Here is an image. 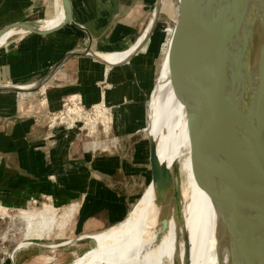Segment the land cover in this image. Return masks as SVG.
I'll return each mask as SVG.
<instances>
[{
	"label": "crops",
	"instance_id": "0c3cea01",
	"mask_svg": "<svg viewBox=\"0 0 264 264\" xmlns=\"http://www.w3.org/2000/svg\"><path fill=\"white\" fill-rule=\"evenodd\" d=\"M151 1L69 0L71 23L44 35L13 29L15 33L0 46V86L33 85L45 78L57 65V69L41 87L49 89L52 86H65L66 79L71 80L72 70L78 76H97L99 72L103 76L107 73L112 87L127 86L133 76L139 78L141 66L138 57H134L128 66L108 67L87 55H67L85 48L96 53L127 50L143 28L145 13ZM61 7L62 0H0V37L5 30L16 24L42 23L57 15ZM57 25L50 24L38 29L50 30L49 28ZM159 75L151 96L153 103L157 98ZM135 81L140 87L138 80ZM79 83L80 81L78 85ZM70 84L74 85L72 81ZM136 84L134 83L135 88ZM86 86L88 89L94 87V94H85L83 90V100L100 101L101 96L95 91V81L87 82L84 87ZM121 89L120 87V90L110 97L107 94L103 101L107 100L111 106L117 105L121 109L124 103L132 102L143 116V104H138L144 102L142 91L129 93ZM37 90L27 93L0 92V133H4L5 128L12 133L20 129H24V133L35 131L32 126L25 131L27 128L23 127V123L30 116L25 115L24 120H20L23 115L19 116V113L29 101L26 96H32ZM17 98L22 100L18 101ZM11 144L9 142L6 147L0 146V205L7 208L18 200L27 202V199L45 197L47 200L51 198L49 200L57 207L62 204H68L70 207L74 205L75 213L67 226L73 239L50 242L49 240L58 239L52 231L47 237L28 240L26 245L17 250L10 264H66L69 255L63 253L59 247L78 246L79 241L117 225L130 213L131 200L143 195V172L130 168L127 159L97 158L90 154L71 156L68 147L66 154L60 153L61 161L54 159L55 162L51 161L46 165L47 157L40 162L33 158L23 161L18 157L16 144ZM55 146V149H64L60 147L59 142ZM47 166V169H51L50 172L45 169ZM132 166L134 167V164ZM46 172L49 174L48 178L54 180L56 185L44 183L42 179ZM23 180L24 185L21 182ZM65 183L68 185L61 188ZM18 188L23 192L21 195L16 194ZM36 240H44L47 243L33 242ZM49 258L51 259L47 261Z\"/></svg>",
	"mask_w": 264,
	"mask_h": 264
},
{
	"label": "bare ground",
	"instance_id": "6f19581e",
	"mask_svg": "<svg viewBox=\"0 0 264 264\" xmlns=\"http://www.w3.org/2000/svg\"><path fill=\"white\" fill-rule=\"evenodd\" d=\"M63 11L61 7L57 15L40 23V27L60 24L65 17ZM219 20L220 27L214 34ZM235 21H240L241 40L233 35L230 40L227 37ZM210 22L208 30L214 24L213 30L210 35L208 33L204 48L190 54L193 60L190 58L192 62L178 70L175 84L171 79L167 81L165 65V97L156 109L151 108L158 158L177 171L180 219L175 217L173 200L171 205L169 202L158 204L148 187L122 222L89 236L98 238L99 243L72 264H202L205 259L211 261L220 249L223 255L211 262L229 264V252L220 242L218 217L192 168L187 117L197 129L204 131L212 124L203 128V116L213 112L226 116L218 119L226 124L228 120L236 119L235 100L244 105L254 124L260 121L264 113V0H225ZM13 33V29L5 30L0 37V46ZM220 39L222 42L226 39L224 50ZM234 39L236 45L233 48ZM134 48L114 52L113 56L108 55L110 58L105 57L107 53H98V56L116 65L126 61ZM214 51L218 57L208 58L206 53ZM226 133L236 136L234 131ZM237 145L245 153V139ZM260 150L264 159V137ZM6 211L0 208V215L6 216ZM56 212L57 208L45 206L38 211L20 210L18 218L26 223L25 239H41L44 231L47 237L50 228L45 230L44 224ZM72 212L73 208H70L61 218L66 220ZM24 245L26 243L20 247Z\"/></svg>",
	"mask_w": 264,
	"mask_h": 264
},
{
	"label": "water",
	"instance_id": "95a60500",
	"mask_svg": "<svg viewBox=\"0 0 264 264\" xmlns=\"http://www.w3.org/2000/svg\"><path fill=\"white\" fill-rule=\"evenodd\" d=\"M224 1L175 0L173 25L166 31L167 39H169L165 65L170 79L182 66L192 62L191 53H197L204 48V43L213 30L214 24L208 30L210 21ZM162 2L163 0L153 1L146 23L129 47V49L132 46L135 48L126 61L116 65L108 64L98 56V53L89 48L72 51L67 57L87 55L108 67L128 66L134 57H138L141 66L144 61L148 63L150 57L152 58L153 63L147 67V74L140 73L138 79L144 94L143 112H145L146 122L142 131L147 132L149 165V182L142 193L147 187L151 188L156 202L160 205L168 203L171 196L175 206V217L179 220V179L176 168L170 169L160 162L156 143L148 131L149 102L160 70L159 65L157 73L154 47ZM62 10L65 14L63 21L50 30H39L40 23L32 25L21 23L9 29H19L39 35L48 34L72 22L69 0H62ZM57 67L58 65L52 68L45 78L33 85L0 86V92L27 93L39 89ZM234 103L237 124L232 129L236 133L235 137L226 133L225 130H220L217 122H214L206 131L197 129L191 118L187 117L192 168L218 217L220 242L229 252V264H264V159L260 150V142L264 137V113L260 121L254 124L244 105L235 100ZM243 138L246 142L245 153L237 145Z\"/></svg>",
	"mask_w": 264,
	"mask_h": 264
},
{
	"label": "rangeland",
	"instance_id": "374dc122",
	"mask_svg": "<svg viewBox=\"0 0 264 264\" xmlns=\"http://www.w3.org/2000/svg\"><path fill=\"white\" fill-rule=\"evenodd\" d=\"M153 1L154 0H152L150 5L147 7L144 24L146 23L148 14H150ZM174 8L175 0H163L158 15L157 30L155 31V37L157 40L154 47V55L157 73L159 65L162 63L157 86V98L153 103L151 97L149 102V135H151L155 143L154 118L151 108L156 109L163 102L165 97V55L169 39H167L166 31L173 25ZM228 15L230 17V12H228ZM62 16H65L64 13ZM236 16H238V14ZM228 19L226 20V23ZM219 23L220 20L214 34H217L216 31L220 27ZM226 23L224 24V27ZM239 28L240 21L233 22L230 33L227 36L229 40L231 35H233L235 39L241 40V31H239ZM223 30L224 28L222 29L221 37ZM214 34L212 37L215 36ZM235 39L232 43L233 48L236 45ZM225 43L226 39L223 42L220 39L222 50L225 48ZM216 47L217 48L215 49L218 50L219 45ZM212 54L210 52L206 53L208 58L218 57V54L215 53V51L212 52ZM108 55L113 56L114 54L107 53L105 54V57L110 58ZM149 60L150 61H148V63L144 61L141 65L139 73L143 75L147 74V67H149V64L153 63L151 57ZM70 73L71 80L67 78L65 86H52L49 89L41 87L32 96H26L27 98L29 97V101L24 105L25 108L23 107L19 113V116L23 115L20 120H24L25 115H29L30 117L25 119L26 121L23 123V127H25V129L27 128L25 131H28V128L32 126L35 131L24 133V129H20L18 132L12 133L9 129L5 128L4 133H0V146L2 145V147H6L9 142L13 145L16 144V147L18 148V157L23 159V161H25V159L28 161V159L33 158L40 162L41 159L47 157V162L45 163L46 165L51 161L55 162L54 159L61 161L62 156L60 153L66 154L68 147H70L71 156L76 155L80 157L83 156V154H90L91 156L97 158L127 159V163L130 164V168L138 169L143 172L144 189L149 182L147 132L142 131V127L145 126L144 123L146 122L145 112H143V116H141V111L136 110L132 102L124 103L121 109L117 107V105L111 106L107 100L103 101L107 94L110 97L120 90V87L123 91H128L129 93L134 91L140 92L141 88L138 87V84H136L137 82L135 81L139 78L133 76V78L128 81L127 86L112 87V82L109 81L110 76H108L107 73L103 76L100 72L97 73V76L92 74L91 76H78L75 72H73V70ZM174 77L176 80V75H174ZM174 77L171 78L172 84H175ZM169 79L170 77L167 74V81H169ZM71 81L74 85L70 84ZM79 81L80 85H78ZM92 81H95V91L97 95L101 96V99L98 102H86L82 98V92H84L83 90H85V94H94V87H91L90 89H88V86L84 87L87 82ZM134 83L136 84V88L134 87ZM56 99L58 100L56 101ZM17 100L21 101L22 99L17 98ZM138 104L142 105L143 103L139 102ZM104 109L106 110L104 111ZM124 109H126L127 112ZM203 117L205 119V126H203V128H208L210 124H213L217 120L218 126L221 127V130L228 132L233 131L232 127L237 124L236 119L231 120V122L228 120L226 124H224V121L220 122L218 119H225L226 116H218L215 112H213L210 116L204 115ZM225 126L226 128H224ZM57 142H59L60 147L62 146L64 149H55ZM24 145L27 149H21L22 147H25ZM156 150L158 155L157 144ZM53 155H56V157ZM42 156L43 158H41ZM132 164H134V167ZM47 168L48 166L45 167V169L50 172L51 169ZM48 176L49 174L47 172L44 173L42 179L44 180V183H48L53 186L56 185V182L54 180H50ZM21 182L24 185L25 181L23 180ZM59 185H61V183ZM65 185L68 184H63L61 188L63 186L65 188ZM143 189H141V192ZM22 193L23 192L20 188H18L16 194L21 195ZM139 198V196H136L131 200L129 212L131 209L133 210ZM49 199L51 198H48L47 200L45 197H39L36 199H27V202L26 200H18L15 204L10 205L7 208L6 206L3 207L0 205L1 209L7 210L6 216L0 215V264H10V262L13 261L17 250L22 248L20 247V244L29 242L25 239L26 223L21 218H18L20 210L38 211L43 209V206L57 208L55 215L49 219V222H45L44 224V227L46 228L45 230L50 228L49 233L53 231V235L58 237L56 240L52 239L49 241L64 242L69 238H72L67 226L75 211L74 213L72 212L66 220L63 218L70 208H74V205L70 207L68 204H62L57 207ZM168 202L169 205L172 204L171 196L169 197ZM43 237H46L45 231L42 232V238ZM33 242L47 243L44 240H36ZM98 243V238L96 240L88 238L79 241L78 244L80 245L78 246H63L61 248L59 247V249L63 253H67V255H69L66 260V264H72L78 257L97 246ZM71 252L73 253L71 254ZM221 255H223L222 249H220V251L213 256L211 261L214 262ZM89 256L90 254L83 259H87ZM50 259L51 258L47 261ZM208 260H203L202 264H213V262Z\"/></svg>",
	"mask_w": 264,
	"mask_h": 264
}]
</instances>
